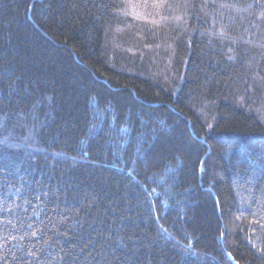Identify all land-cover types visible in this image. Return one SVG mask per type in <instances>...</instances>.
I'll use <instances>...</instances> for the list:
<instances>
[{
    "label": "trees",
    "instance_id": "1",
    "mask_svg": "<svg viewBox=\"0 0 264 264\" xmlns=\"http://www.w3.org/2000/svg\"><path fill=\"white\" fill-rule=\"evenodd\" d=\"M0 264H264V0H0Z\"/></svg>",
    "mask_w": 264,
    "mask_h": 264
},
{
    "label": "snow or ice",
    "instance_id": "2",
    "mask_svg": "<svg viewBox=\"0 0 264 264\" xmlns=\"http://www.w3.org/2000/svg\"><path fill=\"white\" fill-rule=\"evenodd\" d=\"M153 6H154V7H160V6H162V5H153ZM222 6H223V5H222ZM130 7H131V8L133 9V11H134V10H135V8H136V7H138V5H130ZM135 14H136V15H139L138 13H135ZM229 51H231V49H229ZM228 59H230V60H231V59H233V57L229 56V57H228ZM32 235H33V236H35V235H36V233H35V232H33V233H32Z\"/></svg>",
    "mask_w": 264,
    "mask_h": 264
}]
</instances>
